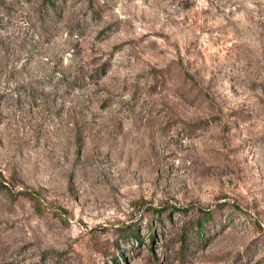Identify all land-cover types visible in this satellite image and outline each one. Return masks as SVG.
Here are the masks:
<instances>
[{"label":"rangeland","instance_id":"obj_1","mask_svg":"<svg viewBox=\"0 0 264 264\" xmlns=\"http://www.w3.org/2000/svg\"><path fill=\"white\" fill-rule=\"evenodd\" d=\"M0 264H264V0H0Z\"/></svg>","mask_w":264,"mask_h":264},{"label":"trees","instance_id":"obj_2","mask_svg":"<svg viewBox=\"0 0 264 264\" xmlns=\"http://www.w3.org/2000/svg\"><path fill=\"white\" fill-rule=\"evenodd\" d=\"M198 224H199V225H201V222H200V221H198Z\"/></svg>","mask_w":264,"mask_h":264}]
</instances>
